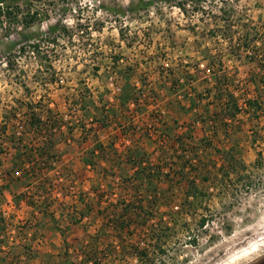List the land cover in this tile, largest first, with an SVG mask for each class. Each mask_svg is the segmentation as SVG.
Listing matches in <instances>:
<instances>
[{
	"label": "rangeland",
	"instance_id": "obj_1",
	"mask_svg": "<svg viewBox=\"0 0 264 264\" xmlns=\"http://www.w3.org/2000/svg\"><path fill=\"white\" fill-rule=\"evenodd\" d=\"M5 2L0 264L264 260V0Z\"/></svg>",
	"mask_w": 264,
	"mask_h": 264
},
{
	"label": "trees",
	"instance_id": "obj_2",
	"mask_svg": "<svg viewBox=\"0 0 264 264\" xmlns=\"http://www.w3.org/2000/svg\"><path fill=\"white\" fill-rule=\"evenodd\" d=\"M22 11H23L22 9H18L15 6H14V8L10 7L9 4H7L5 2V0H0V18L1 19L4 18V16L10 17L11 15H13L15 19L20 17V24L25 29H30V27L37 21L36 13L29 15L30 10H26L25 14ZM201 225H203V222H201ZM153 235H154V233L152 234V240L155 242V238H153ZM160 251H162V250H160ZM136 253H137L138 259L141 261L144 258L148 257V250L145 248H143L142 250H138ZM153 263H155V262H153Z\"/></svg>",
	"mask_w": 264,
	"mask_h": 264
},
{
	"label": "built area",
	"instance_id": "obj_3",
	"mask_svg": "<svg viewBox=\"0 0 264 264\" xmlns=\"http://www.w3.org/2000/svg\"><path fill=\"white\" fill-rule=\"evenodd\" d=\"M15 176H17L18 178H20V173L19 172H15ZM38 193H40V192H38ZM13 209V206L11 207V205H10V207H9V209H2L1 211V216H2V218H4L5 220H8L9 219V217H10V215L12 214V210L11 209Z\"/></svg>",
	"mask_w": 264,
	"mask_h": 264
},
{
	"label": "flooded vegetation",
	"instance_id": "obj_4",
	"mask_svg": "<svg viewBox=\"0 0 264 264\" xmlns=\"http://www.w3.org/2000/svg\"><path fill=\"white\" fill-rule=\"evenodd\" d=\"M259 264H264V260H261V261L259 262Z\"/></svg>",
	"mask_w": 264,
	"mask_h": 264
}]
</instances>
